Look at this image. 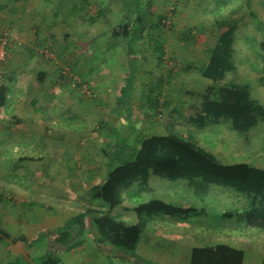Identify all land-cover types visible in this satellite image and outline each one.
<instances>
[{
  "label": "rangeland",
  "instance_id": "374dc122",
  "mask_svg": "<svg viewBox=\"0 0 264 264\" xmlns=\"http://www.w3.org/2000/svg\"><path fill=\"white\" fill-rule=\"evenodd\" d=\"M151 9L155 14H164L166 16V26L162 27L160 31V36L165 41L172 34V39L175 41L177 39L179 43L178 35L188 27H195L193 36L186 43V50L177 49L172 55L174 58L173 62H171L172 64L167 58L170 52L165 51L166 56L161 68L155 65L154 59L148 57L146 62H144L143 72L141 71L146 84L153 81L159 74L164 79H169L170 87L175 88L169 90V87L165 86L164 93L166 94L170 91L172 93L171 98L179 99L178 104L180 105L182 102L183 106H180L179 113L174 110L170 111L171 105L168 108L160 107L156 116L147 119L144 111L136 109L135 105L140 100L141 95L144 96L147 93L145 85H143L141 87H133L130 97H128L129 90L126 91L119 101L120 105L117 106V114H125L122 111L123 108L130 107L128 102L126 103L129 98V102L133 105L131 120L135 121L137 128L145 127V133L163 134L167 132L168 127H171L212 152L223 163L246 162L258 167H264V121H259L257 125L245 133H239L232 130L223 120H219L201 130L193 129L186 120L194 104L199 102V95L210 83L207 79L202 78L195 66L197 67L206 61L204 49L215 42V36L218 33V30L213 25L215 19L233 18L236 23L233 53L235 69L226 74L223 83L235 82L240 85H246L251 97L264 106V53L260 46L262 45L261 43H264V0H162V3L155 6L152 5ZM91 26L95 30H115L117 29V22H95L91 23ZM59 27L71 33L72 37L76 36L77 31L81 32L83 29L82 23H69V26L61 24ZM93 29L89 26V33H93ZM7 36L12 39L10 42L12 43L14 41L13 36L9 32ZM114 39L113 37L98 38L97 46L94 45L96 47L94 61L85 60L83 62V56L79 55V60L82 59L81 63L76 59L75 50L67 52L66 56L64 55L62 65H69L77 61L78 65L80 63L81 65L91 64L90 66L94 67V69L96 67L99 68V66L105 67L111 73V81L114 80L112 86L108 85L109 87L111 86L109 91L107 90L108 86L94 89L76 75H71V78L66 82V89L71 94L75 93V91L80 94L84 107L86 106L81 113L83 116L80 117L78 127L79 131L84 128L83 133L79 134L81 138L80 144L83 147L82 157L81 148L76 149L74 147L72 149L69 146L72 142H76L74 140L77 134H31L30 137H35V142L30 147H25V143L22 141L21 143L24 144L19 143L15 147L16 149L12 147L16 138L12 130L9 135H0V233L5 232L10 236L16 237L19 225L23 227L21 230L28 228L30 233L34 232L31 226L34 223L33 219L38 218V216L42 217L31 213L29 211L30 206L26 205V202L34 199L44 205L50 204L53 210L58 209L61 211L60 214H53V216L56 215L58 217L57 223L62 222L63 218L69 217L71 214L73 215L89 206L95 210L107 211L111 215H115L118 211L122 213L128 222L136 220L139 223L148 224L153 222L150 219L157 218L163 214L144 212L138 216L133 208L137 203L154 197L168 200L180 206H195L203 209V212L190 216L193 222L196 221V224H192L196 227L193 228L192 226L191 229H188V226L176 228L178 226L173 225L174 221H178L175 220L176 218H171L172 220L167 218L168 222L155 218L154 224L160 226V232L158 233H163L164 236L166 234L170 237V242L157 240L154 245L156 249H173L176 242L174 240L175 236L183 238L184 235L189 237L193 234V236L198 238L203 235L219 233L220 239H223V234H228L227 240H230L228 244L233 243L235 246H240L246 250L247 255L253 252L260 258L264 255V231L256 228L247 229L244 219H242V214H235L230 219L221 215L226 211L243 209L245 206L246 198L244 195L231 189L211 184L194 186L186 181L173 182L168 178L151 175L147 180V186L139 185V181L135 180L131 187L122 190V203L114 209L108 210L101 204L99 199L94 197V195L92 196L94 187L98 185L104 175L102 164L105 158L101 152L104 135L101 134L102 132H98V123L108 119L103 117V115L108 113V110L114 106V101L118 99L117 90L125 84V75L128 74L130 76L134 86L138 74V70H135L137 67L118 65L114 60L111 48L105 46L107 42H114ZM52 49L50 50L55 54V50ZM55 55L53 59L45 58L43 55L40 57L50 63V68L57 69L56 65L60 64V60L58 54L56 53ZM5 62L6 59L2 65L0 85L4 84L10 89L9 96L16 97L21 95V100L22 97L23 99L27 98V101L23 102L26 105L30 94L39 95L44 93L42 92L43 90L45 91L44 87H41L40 91L35 88V84L39 82L36 81L34 84V68L26 65L23 70L20 69L21 67L12 69L11 66L14 65H5ZM169 66L174 68V70H169ZM173 72H177V75L175 76ZM11 77H13L12 80ZM174 80L177 82H174ZM78 83L80 86H76ZM115 83H119V85H114ZM178 84H180L179 87H177ZM103 91L104 93L101 94ZM39 115L42 117L40 119L41 124L45 120L48 121L44 118V115L46 116L44 112ZM107 115L109 116V114ZM67 117H69V120H73L71 113L65 117V121H67ZM6 120H8L5 123L6 125H9L10 128L14 126L15 123L13 124L11 118L6 117ZM122 120L117 126V128L120 127V130H122V126L126 125V122ZM63 121L62 119V125H64ZM62 125L59 126L61 127ZM60 127L58 128L63 129ZM67 128H71L69 123ZM4 136L9 137L7 141ZM26 136L29 137L28 134ZM49 137L53 138L50 139ZM76 151L77 154H75ZM20 156L27 158H19ZM34 175L35 177L38 176L37 181H31V177H34ZM44 175L49 178L53 177V180H46ZM55 179H59V181ZM27 185L34 187L37 191L29 192ZM19 187L25 188L24 195L18 193ZM33 227H39L38 222ZM25 232L29 233L26 230ZM152 235L155 236L156 231ZM210 240H213L212 237ZM238 241L239 244L242 243L244 245H237ZM42 243L41 241L37 242L29 250V255L34 257L43 253L44 245ZM51 249L55 250L58 248L52 247ZM4 252L3 247L0 246V257ZM57 254H60V252ZM60 258L62 264H126V262L119 259H114V261L110 259L108 262V259L91 247L89 243H86L83 250L66 252Z\"/></svg>",
  "mask_w": 264,
  "mask_h": 264
},
{
  "label": "trees",
  "instance_id": "16d2710c",
  "mask_svg": "<svg viewBox=\"0 0 264 264\" xmlns=\"http://www.w3.org/2000/svg\"><path fill=\"white\" fill-rule=\"evenodd\" d=\"M84 7L87 8L88 3ZM151 7L152 0L126 1L125 14L117 22V29L113 30V35L117 36L113 37L114 40L120 38L124 41L126 65H133L135 68L139 66V56L144 51L156 60V65L164 62L166 52L160 31L166 26V16L155 14ZM106 9L107 6L100 7L98 15L103 16ZM235 24L233 18L214 20L213 25L218 33L214 44L204 49L207 62L205 65L195 66L202 78L210 81L199 95V102L194 104L191 113L186 117L195 130L223 120L232 130L245 133L259 121H264V106L251 97L246 85L223 83L226 74L235 69ZM194 30L195 27H188L178 38L187 43ZM142 43L148 46L142 47ZM261 44L264 53V43ZM83 48L82 56L85 60L92 61L96 48L94 43L86 41ZM167 58L171 62L174 60L171 54ZM69 65L65 72H59V78L65 82L71 75L78 74L73 67L77 65V61ZM42 77L40 75V79ZM129 80L130 76L126 74L125 84L118 90V99L110 118L103 120L104 123L100 121L104 130L101 146L102 156L105 158V165L102 166L104 179L94 187V197L108 210L119 207L122 203V190L131 187L135 180L139 181V185L147 186L150 174L168 178L173 182L186 181L194 186L211 184L231 189L246 198L243 209L226 211L221 215L230 219L235 214H242L247 229L264 231V167L246 162L223 163L212 152L171 127L163 134L145 133V127L137 128L135 121L131 120L133 105L129 98L126 103L130 107L123 108V111L120 109L125 114H117L121 97L128 90L130 97L133 91V80ZM165 80L158 76L145 84L147 93L141 95L135 104L136 109L144 111L147 119L156 116L160 107L167 108L172 103L169 98L164 106L161 103L162 86L169 83V79ZM76 86H80L79 83ZM9 93L10 89L1 84L0 108L5 105ZM178 102L177 100L175 111L179 113L181 105ZM121 120L126 122L121 127L122 130L117 128ZM133 210L138 216L144 212H157L165 216H177L181 221L191 213L203 212L202 208L180 206L154 197L137 203ZM140 234L141 225L138 222H128L118 214L111 215L107 211L87 206L70 216L61 226L42 229L33 238L14 237L1 232L0 246L5 252L0 257V264H62L57 253L83 247L86 243L91 244L108 262L121 252L122 258L133 264H156L134 254ZM39 241L43 242L44 251L32 257L29 250ZM52 247L58 249L53 250ZM243 261L242 249L222 243L192 247L188 264H244ZM261 264H264V256Z\"/></svg>",
  "mask_w": 264,
  "mask_h": 264
},
{
  "label": "crops",
  "instance_id": "0c3cea01",
  "mask_svg": "<svg viewBox=\"0 0 264 264\" xmlns=\"http://www.w3.org/2000/svg\"><path fill=\"white\" fill-rule=\"evenodd\" d=\"M128 0H0V35L2 33H8L13 36L14 41L10 43V47L7 50L6 54V62L5 65H14L11 68H20L25 69L26 65L34 68L35 73V88H38V91L41 90V87L45 88L39 95L30 94L28 96V104L24 105L23 102L27 101L26 99L22 100L21 95L9 96L6 98V103L4 106L0 108V135L7 134L9 135L12 131L14 132V143L12 145L13 149L21 143L22 141L25 143V147L31 146L33 142H35V137H30L31 134H63V133H73L77 134L76 139L69 144V146L74 149L81 148V153L83 152V147L81 146V138L79 134H82L84 128L81 131L78 130L80 117L83 116L81 114L84 110V102L82 96L78 93L73 92L72 94L66 89V82L63 81L62 78H59V72H64L68 69L70 65H62L64 60V55H67V52L71 50H75L77 56L76 59L79 60V55H82L83 43L86 41H92L95 46H97V40L100 37H115L113 35V29H93L91 23L95 22H118L123 15L125 14V4ZM161 1V2H160ZM165 1V0H163ZM88 3V7L85 8L84 5ZM162 3V0H152V5H157ZM107 6V9L103 16H99V8ZM69 23H82V31H77L76 36L72 37L71 33L68 31H64L59 27V25L64 24L69 26ZM86 23V24H84ZM89 26L93 29V33H89ZM95 26V25H93ZM86 34H88L87 37ZM168 36V35H167ZM117 37V36H116ZM178 38V37H177ZM109 39V38H108ZM112 39V38H111ZM12 40V39H11ZM188 43V42H187ZM106 47L111 48L114 56V60L118 63V65H126V54L124 50V41L120 38L117 40L107 42L105 44ZM142 47H147L146 44H141ZM164 50L170 52L173 55L177 49L186 50V43H183L179 40V43L174 39H172V34L168 36V39L163 42ZM47 47L48 49H54L58 54L60 64L56 65L57 69L50 68V63L42 57H40L39 50L41 48ZM52 49V50H53ZM114 49V50H113ZM81 52V54H80ZM40 55V56H39ZM140 65L136 66L138 69L137 77L134 82V87H141L145 85L144 77L142 75V69L144 66V62H146L147 58L153 59V57L149 56L148 52H142L139 56ZM83 59V60H82ZM82 61H85V58L82 57ZM81 60H79L81 62ZM93 59L92 61H94ZM89 61V60H88ZM78 62V63H80ZM171 63V61H169ZM206 61L203 64L205 65ZM82 63V62H81ZM73 65L74 69L76 68L77 73L76 76L80 78L83 82L86 81L87 85L95 88H100L101 86H108L113 84L114 80L111 81L112 77H110L111 73H109V69L102 68L99 66L94 69L90 65ZM154 63L156 65V60L154 59ZM172 64V63H171ZM67 66V67H66ZM128 66V65H127ZM133 66V65H132ZM158 68H161L162 65H156ZM66 68V69H65ZM125 69V68H124ZM169 69L174 70V68L169 66ZM19 70V69H17ZM106 71V72H102ZM108 71V72H107ZM123 71V70H122ZM142 71V72H141ZM141 72V74H140ZM174 75H177V72H173ZM199 73V72H198ZM144 74V73H143ZM40 75L43 77L40 79ZM107 76V77H106ZM160 76V74L158 75ZM157 76V77H158ZM126 77V75H125ZM85 78V79H84ZM13 77H11V80ZM150 79V77H149ZM173 80V79H172ZM85 82V83H86ZM111 82V84H110ZM174 82H177L174 80ZM210 82V81H209ZM114 85H119V83H115ZM122 85V84H121ZM111 86L107 88L109 91ZM169 87V90L175 87H170V84L163 85V90L161 94V103L164 106V103L167 102V98L172 101L169 103L168 107L171 105V110L175 111V104L177 100L174 97L171 98L172 93L168 91L166 94L164 93V88ZM180 84L177 85L179 87ZM119 90V88H118ZM117 90V91H118ZM102 91V90H100ZM101 92V94H103ZM10 94V93H9ZM27 97V96H26ZM22 102V104H21ZM114 106L108 110V113L104 114L103 117L110 118L111 112L113 111L116 102L114 101ZM179 103V102H178ZM198 103V102H197ZM44 104V105H42ZM34 105V107H32ZM181 106L182 102L180 103ZM32 107V109H31ZM167 107V108H168ZM30 108V109H29ZM166 108V107H163ZM40 110V111H38ZM36 111V112H35ZM45 113L44 118L48 121H44V123H40V113ZM39 113V114H38ZM57 113V114H56ZM72 115L73 120H69V117H65L70 114ZM109 114V116L107 115ZM145 115V114H144ZM11 118L13 120L14 126L10 128L9 125H6V117ZM62 119L64 120V125L61 124ZM75 120V121H74ZM74 122V123H73ZM71 126V128H67V124ZM100 123V122H99ZM98 123V124H99ZM102 123L103 120H102ZM100 123L98 127V132H102L103 134V125ZM76 124V125H73ZM59 125H62L61 127ZM73 126V127H72ZM75 126V127H74ZM63 128V129H59ZM12 130V131H11ZM29 135L27 137L26 135ZM8 136H4V139L7 141ZM52 139L53 137H49ZM21 143V144H24ZM78 151V150H77ZM77 151L75 154H77ZM68 155V154H67ZM83 153L81 154V157ZM26 159L27 157H19ZM76 160V159H74ZM77 162V161H76ZM66 163V162H65ZM105 165V161H103L102 166ZM104 171V170H103ZM104 173V172H103ZM152 174H150L151 176ZM46 180H53V177L49 178L47 175H44ZM156 176V175H155ZM42 178V176H40ZM39 177V178H40ZM31 181H37L38 176L31 177ZM104 179V175L101 178V181ZM40 180V179H39ZM59 181V179H55ZM99 182V183H100ZM98 183V184H99ZM28 186V185H27ZM29 192L37 191L34 187L28 186ZM25 188H18V193H25ZM24 195V194H23ZM93 196V194H92ZM26 205H29V211L34 214L41 215L42 217L33 219V224H31L34 232L30 233L29 229L25 230L29 233H26L25 230H21L23 227L19 225L17 230V236H24L26 238L35 237L36 233L42 229H50L61 226L69 217L63 218L64 220L60 223H57L56 220L58 217L53 216V214H60L61 211L53 210L50 206L44 205L38 200L34 199L32 201L26 202ZM201 208V207H200ZM82 211V210H81ZM29 212V213H30ZM77 213V212H76ZM118 214L122 219L126 220L122 213L118 211L115 215ZM136 214V213H135ZM196 214L191 213L189 216L181 221L177 216H165L161 215L157 218L154 217L150 219L148 224L139 223L141 225V234L139 240L134 248V254L137 257L142 259L150 260L156 264H188L190 250L194 246H207V245H215V244H228L227 240L228 234H223V239L219 238V233L203 235L202 237L196 238V236L190 235L186 237V233H184V237L175 236L174 240V248L170 249H156L154 245L157 240L170 242V237L160 232V226L154 224L156 219L163 220L164 222H168L167 218H176L173 225L180 227L188 226V229H191L192 226L195 228L196 221H192L190 216ZM156 218V219H155ZM172 220V219H171ZM39 227H33L37 224ZM132 222H137L132 221ZM162 222V223H164ZM55 223V224H53ZM153 224V225H152ZM31 226H29L31 228ZM154 231H156V235L153 236ZM191 234V233H190ZM158 237V238H157ZM212 237V241L210 238ZM173 239V238H172ZM181 240V241H180ZM221 240V241H220ZM178 242V243H177ZM239 244V241L236 243ZM235 246L233 243L230 244ZM86 244L83 247L71 249L69 251H60L59 258L63 255L73 251V250H83ZM92 247V246H91ZM244 251V264H261L263 259L262 255L260 258L252 253L246 254V250L241 248L240 246H235ZM96 250V249H95ZM4 255V254H3ZM123 253L118 252L115 257L111 258L112 261L119 259L120 261L126 262V264H133V262L129 260H124ZM61 260V258H60Z\"/></svg>",
  "mask_w": 264,
  "mask_h": 264
},
{
  "label": "built area",
  "instance_id": "2783aa9c",
  "mask_svg": "<svg viewBox=\"0 0 264 264\" xmlns=\"http://www.w3.org/2000/svg\"><path fill=\"white\" fill-rule=\"evenodd\" d=\"M10 42H11V39L8 38L6 33H2L0 35V81L2 79V68H3L2 65L6 59L7 49H8V46L10 45ZM39 53L43 55L45 58H49V59H53L56 56L53 53V51H51L47 47L41 48L39 50Z\"/></svg>",
  "mask_w": 264,
  "mask_h": 264
}]
</instances>
